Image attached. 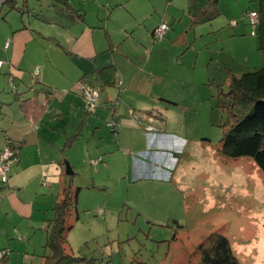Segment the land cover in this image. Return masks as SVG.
<instances>
[{
    "label": "rangeland",
    "instance_id": "obj_1",
    "mask_svg": "<svg viewBox=\"0 0 264 264\" xmlns=\"http://www.w3.org/2000/svg\"><path fill=\"white\" fill-rule=\"evenodd\" d=\"M12 1L0 11L1 59L6 39H12L11 25L23 26L30 21L43 25L45 19L55 17L49 9L50 2H56L51 0ZM215 1L135 0L132 8L139 13L164 3L176 15L177 18L162 21L170 29L166 37L158 40L150 28L145 29L144 23L127 16L119 6L108 7L107 2L101 3V0H70L72 6L88 10L89 22L100 19L101 27H108L118 46L113 51L118 62L121 48L126 51L127 46L135 54L133 70L141 73L136 75L135 82L149 85L148 79L154 81L152 72L162 78L161 85H154L155 90L165 91L172 102L160 101L162 112L159 119L149 124L151 127L141 122L147 112H138V109L136 112L128 107L129 114L134 111L135 115H130L137 119L140 132L145 133L146 129L153 137L182 139L180 143L172 142L175 159L166 176H160L162 166H152L150 157L141 155L149 164L148 173L130 174L127 158L139 157L136 150L142 148L140 142H132L130 137L134 136L127 132L116 137L109 126L115 114L111 103L104 106L109 109L108 118L95 115L94 120L99 119L100 125L94 124V130L98 128L106 136L96 137L94 142L104 141L110 148L109 154L100 158L108 164L111 157V169L110 175L99 181L100 185L93 181L92 166L74 172V191L80 188L79 215L77 219L74 213L68 219L69 224L74 225L68 242L69 253L80 259L79 264H201L204 250L220 238L229 241L237 264H264V174L251 159H225L220 155L229 117L225 104L232 78L227 71L241 77L249 70L264 66L258 26L252 25L249 18V13L257 10V2ZM136 5L140 6L136 8ZM114 11L113 18L108 19V13L112 15ZM125 25L131 29L127 34L122 32ZM100 31L98 34L102 35ZM40 37L43 39L42 35ZM184 39H187L186 44H183ZM140 40L145 50H139ZM42 43L45 42L37 45ZM33 47L34 44L29 45L26 58ZM37 52L41 55L38 48ZM61 55H64L62 50L52 55L58 64H62ZM150 55L153 58L147 66ZM34 57L36 54L31 52L27 60ZM36 66L33 69L39 70ZM7 67L5 63L0 71V87L8 86V93L13 94V87L8 84L10 67ZM130 68L128 63L125 71L134 72ZM206 68L210 69L209 73ZM34 79L41 80L40 74ZM114 89L119 95V87ZM125 92L126 89L114 102L118 108L122 99L141 101L142 97ZM145 100L150 102V96ZM3 123L4 118L0 120V139L4 137ZM100 137L103 136L100 134ZM132 168H135L134 163ZM13 226L8 225L11 235L15 236L8 239L3 234L2 247L11 250L7 243H12V260L19 264H41L42 256L49 252L44 248L46 232L42 227L36 230L38 247H33L27 244L32 245L33 238L27 240L23 233H17L19 229L15 232ZM43 237L44 242L39 243Z\"/></svg>",
    "mask_w": 264,
    "mask_h": 264
},
{
    "label": "crops",
    "instance_id": "obj_2",
    "mask_svg": "<svg viewBox=\"0 0 264 264\" xmlns=\"http://www.w3.org/2000/svg\"><path fill=\"white\" fill-rule=\"evenodd\" d=\"M134 1L101 0V3L107 2L108 7L119 6L127 16L144 23L145 29L150 28L152 33L168 17L177 18L164 6V3L153 5L152 9L149 7L146 12L139 13L132 8ZM70 6L72 10H67L58 1L56 4L50 2L49 10L54 12L55 17L45 19L46 25L31 21L23 26L11 25L12 39L11 37L6 39L10 41V46L7 50L4 48L5 53L2 55L3 58H0L3 67L5 63L10 67L8 84L13 87V94L8 93V86L0 87V120L4 118L1 126L4 137L0 139V153L12 143L18 154V162L12 166L9 182L7 184L0 182V224L4 223L0 227V238L3 234L8 239L13 238L15 235H11L8 225L17 224L13 227L19 230L16 229L15 232L20 231L27 240L33 238L32 245L27 243L33 247H38L35 242L36 230L41 227L46 232L47 241V223L52 219L54 204L63 197V188L70 178L66 176V163L71 165L74 172L85 166H92L93 181L97 185H100L99 181H103L106 175H110L111 157L108 164L103 163L100 158L109 154L110 148L104 141L94 142L96 137L104 138L106 133L102 130L100 133L98 128L94 130V124L100 125V120L97 119L95 122L94 117L101 114L108 118L106 114L109 109L104 106L117 101L125 89V93L133 92L137 97L142 98L138 103L122 99L119 108L116 105L114 108L111 106V110L115 112L112 115L114 120L112 123L117 128L116 137L124 135L125 132L132 134L134 137H130L131 141L140 142L142 146L136 150L137 156L150 157L152 166H162L160 176L168 174L167 169L175 159L172 155L174 149L172 142L177 140L180 143L182 140L179 137H153L146 129L145 133L140 132L137 119L131 116L135 115L134 111H131L130 115L127 112L128 107L136 112V109L139 110L138 112H147L139 122L151 127L149 124L154 123L155 118L159 119L162 112V108L159 107L160 101L172 102L165 91L161 90L163 93H160L155 90L154 85H161L162 78L152 72L151 78L154 81L148 79L149 85L135 82L136 75L141 74L140 71L133 70L135 54L127 46L126 51L121 48L122 53L118 62L116 52H113L118 46L115 45L108 27H101L100 19L95 23L89 22L88 10L76 8L71 3ZM139 6L136 5V8ZM115 13L116 11L112 15L108 13V19L111 20ZM99 30L102 35L98 34ZM130 30L126 25L122 28L124 34L129 33ZM41 41L45 43L38 46ZM186 43L187 39H184L183 44ZM33 44L35 47L30 49V55L26 58L29 45ZM138 45L139 50L146 49L141 40ZM37 48L41 55L38 54ZM61 50L64 51V55H61L59 60L62 64H58L52 55L59 54ZM31 52H34L36 57L28 61ZM152 58L153 56L150 55L147 59V66ZM128 63L131 71H134L129 72L130 74L125 71ZM37 64L41 67L36 66ZM34 66L39 67V72L33 69ZM109 67L115 70L114 86H104L101 80V70ZM206 72L209 73L210 69L206 68ZM39 74L41 80L35 81V76ZM82 85L99 90V104L93 112L87 111ZM116 87L121 90L119 95L114 89ZM147 96H150V102L145 100ZM100 134L103 137H100ZM143 134L148 137H143ZM118 145H122L120 141ZM150 152L156 154L153 156ZM143 157L127 158L130 174L134 172L141 175L145 173L144 171L148 173L149 164ZM93 160L100 162L92 165ZM72 185L74 190V179ZM42 241L44 242V237L39 243H43ZM7 244V248L11 249V255L4 260V264H19L16 260H12L14 251L11 248L12 243ZM0 245V250L6 248ZM41 264H43V256Z\"/></svg>",
    "mask_w": 264,
    "mask_h": 264
},
{
    "label": "trees",
    "instance_id": "obj_3",
    "mask_svg": "<svg viewBox=\"0 0 264 264\" xmlns=\"http://www.w3.org/2000/svg\"><path fill=\"white\" fill-rule=\"evenodd\" d=\"M51 1H58L67 10H72L69 0ZM11 2L13 1L10 0L9 3ZM256 2L255 11L259 15L257 36L259 50L264 58V0ZM228 72L232 78L225 104L229 117L221 141L220 155L225 159H251L264 174V66L249 70L241 77ZM101 80L104 86H114V68L101 70ZM8 148L16 151L12 143L8 144ZM73 179V176L70 177L64 186L63 197L54 204L53 217L47 223L44 248L49 252L43 255V264L80 263V259L69 253L68 242L69 232L74 227L69 224L68 219L74 213L77 219L79 215L77 202L80 188L73 190ZM6 251L7 249L0 250V253L5 252L0 257V264H4V260L11 255V250L9 253ZM204 251L201 264H237L226 238H220Z\"/></svg>",
    "mask_w": 264,
    "mask_h": 264
},
{
    "label": "built area",
    "instance_id": "obj_4",
    "mask_svg": "<svg viewBox=\"0 0 264 264\" xmlns=\"http://www.w3.org/2000/svg\"><path fill=\"white\" fill-rule=\"evenodd\" d=\"M10 0H0V11L2 10L3 6L7 3H9ZM249 18L252 25L258 26L259 24V15L257 11H251L249 13ZM170 29V26L167 23H162L159 26L155 28L153 31V35L155 39L161 40L164 37H166V34L168 30ZM10 46V41L5 42V49L7 50ZM3 67V62L0 61V70ZM36 72H39L38 69H36ZM83 90V99L86 104V108L89 112H93L98 106L97 102L99 104V90L96 88H89L85 85H82ZM116 104L113 102L111 104L112 108H114ZM97 106V107H96ZM112 130L115 132L117 130L114 123L109 124ZM151 128H149L150 130ZM18 162V154L17 151H13L10 148H6L0 153V182L2 184H7L10 179V174L12 171V166ZM99 160H93L91 163L92 165H96ZM5 252L0 253V257L4 255ZM6 253H9V250L6 251Z\"/></svg>",
    "mask_w": 264,
    "mask_h": 264
},
{
    "label": "water",
    "instance_id": "obj_5",
    "mask_svg": "<svg viewBox=\"0 0 264 264\" xmlns=\"http://www.w3.org/2000/svg\"><path fill=\"white\" fill-rule=\"evenodd\" d=\"M65 169L67 177H72L74 175V171L69 163H66Z\"/></svg>",
    "mask_w": 264,
    "mask_h": 264
},
{
    "label": "bare ground",
    "instance_id": "obj_6",
    "mask_svg": "<svg viewBox=\"0 0 264 264\" xmlns=\"http://www.w3.org/2000/svg\"><path fill=\"white\" fill-rule=\"evenodd\" d=\"M97 104H98V102H97Z\"/></svg>",
    "mask_w": 264,
    "mask_h": 264
}]
</instances>
